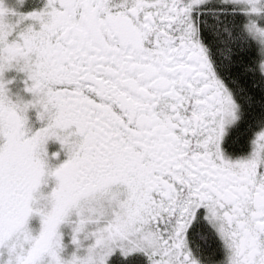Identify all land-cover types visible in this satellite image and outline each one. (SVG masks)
<instances>
[{"label": "snow or ice", "instance_id": "6c2138e0", "mask_svg": "<svg viewBox=\"0 0 264 264\" xmlns=\"http://www.w3.org/2000/svg\"><path fill=\"white\" fill-rule=\"evenodd\" d=\"M26 2L0 0V264H264V0Z\"/></svg>", "mask_w": 264, "mask_h": 264}, {"label": "flooded vegetation", "instance_id": "af4514ba", "mask_svg": "<svg viewBox=\"0 0 264 264\" xmlns=\"http://www.w3.org/2000/svg\"><path fill=\"white\" fill-rule=\"evenodd\" d=\"M13 1V0H11ZM16 2V0H15ZM14 2V3H15ZM41 4V0H27V2L25 3V5L23 6L24 8H27L29 11L34 10L35 8L39 7ZM59 144L54 142V141H49L48 145H47V149L49 151V153L51 154L52 152H57L59 151ZM65 157L63 156V154L60 155L58 160H54L53 163L54 164H59L60 162L63 161Z\"/></svg>", "mask_w": 264, "mask_h": 264}, {"label": "rangeland", "instance_id": "374dc122", "mask_svg": "<svg viewBox=\"0 0 264 264\" xmlns=\"http://www.w3.org/2000/svg\"><path fill=\"white\" fill-rule=\"evenodd\" d=\"M15 2V0H13V1H11V0H6V3L9 5V6H11V7H15V5H16V2ZM20 11H22V12H27V11H29L27 8H24V7H22V8H20L19 9Z\"/></svg>", "mask_w": 264, "mask_h": 264}]
</instances>
